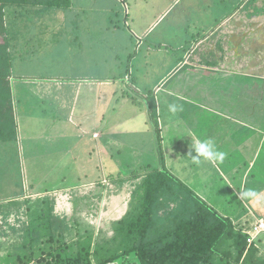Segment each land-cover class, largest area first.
Wrapping results in <instances>:
<instances>
[{
    "label": "rangeland",
    "instance_id": "1",
    "mask_svg": "<svg viewBox=\"0 0 264 264\" xmlns=\"http://www.w3.org/2000/svg\"><path fill=\"white\" fill-rule=\"evenodd\" d=\"M84 1L85 0H81V3ZM250 8H252V12L255 13L256 11L257 15H255L254 19L262 20L261 25H264V0H252ZM10 10L11 8H6L4 10L6 12L5 24L8 30V41L12 38L11 45L9 43L8 49L10 52H14L16 46L15 41L17 43L18 40L12 37V34L17 30L14 28V23L10 22L9 16L11 13L7 15ZM115 11H119L120 14ZM122 12L123 10L120 5H116V7L107 14V17L109 18L107 21L110 27L119 24L121 27V30H116L113 27L107 32V36L106 31H104L103 28V31H101L97 29L92 30L91 27L86 28L74 26V32L79 36L78 40L73 43L75 54L73 51L70 52L68 55V62L61 63L62 66L69 64V70L71 72L74 71V68H82L85 73L92 75L97 69V65L88 62L87 55H92L95 52L100 53L98 48L101 47L103 50V41H107L108 38L110 43H114V41L121 40L123 30L126 29L128 31L130 34V40L133 42L131 52L133 54L128 56L130 53L129 49L120 51L118 54L122 55L123 58L121 60H109L108 64L104 65L106 69L103 70V78L97 76L98 78H96V82H94V79H89L87 82L80 81L76 83L80 86H84L85 91L80 92V94L86 95V99L90 98V94L88 93L90 86H92V84L96 85L100 80L111 79L116 83L117 88L119 86L123 89L108 90L110 93L112 92V94L106 99V101H102L101 106H99L98 99H88L89 103L86 104L88 108L87 114L95 117V119H93L95 121L98 119L100 112L99 108H101L102 115H106V121L104 122L105 127H103L101 123L97 125L98 127H91V121L88 120L87 125H84L81 130L74 128L73 123H71L72 121H67V119H69L68 112L71 109V105L74 104L72 98H64L65 102L63 101L62 106V103L57 100L58 94L52 98L47 95L40 97L33 93L34 90L37 91V88L34 87L35 85L50 88L52 84L56 86L57 82L54 81L52 84L51 82L45 83L39 78L41 75L38 76L40 81H36V83L27 78H24L23 80L18 79V77H21L22 75H20V72L15 69L12 71L10 77L5 76L6 80H12L10 85L12 86L15 110L17 111V117L21 129L19 133L21 141L19 144L12 146L11 149L7 146H0V200L14 197V199H20V202H22L27 199L24 198V196L27 195L26 193H35V196L31 198L29 204L24 203L22 210L21 208L12 205H7V207L1 209L3 212L0 214V263H2L1 260L8 255L15 256L16 248L21 246V241L23 242V228L27 226L30 217L29 215H19L20 212L21 214L24 213V211H27L30 206L32 211H35L37 207L35 205L39 201L38 211L40 212L44 208L41 203V199H44V192L47 189L53 190L55 183H57L56 181L63 180V178L66 179L65 185L67 187L69 183L79 184L72 192L67 189L68 191L66 190V192H63L65 191L63 190L53 193V195L57 197L58 202L56 205V214L61 216L62 219H65L70 227V231L66 235V241L70 242L71 240H78L81 236H84L89 232L92 233V236L95 235L97 238L99 236L101 238L113 236L114 224L121 220L127 213L134 189L136 188V185L142 182L143 178L126 182L123 185V188L120 189L119 186L109 182L107 178H104L101 180V184H98L97 178L96 180L91 179L93 177V172L87 177L86 181H84L85 175L81 174V172L88 171L91 166L102 169L105 174L120 170L128 171L129 169L134 168L139 170L141 167L142 169L139 171L145 172L146 169L144 168L147 164L160 166L161 160H159L156 151V142L153 135L147 133V128L149 129L153 125H150V123L147 122L146 126H144V130H139L146 115L149 112H153V108H151L149 104L150 102L154 103V101L156 102V112L154 113H157L155 120L158 122L157 129L161 132L159 137L162 141L161 145L163 153L167 159V169L174 172L177 176L182 177L187 184L193 185L194 190L203 198L207 199V202H210L219 212L224 214L228 212L227 215L229 214V216L232 217L236 225L235 231H241L248 234L249 239H247V244L250 245L255 242V247L259 248L258 255L255 256L254 260V262H256V260L264 257V231H261L264 230V173L262 170V162L264 163V158L252 159V157H249L250 159L248 160L247 158H244L247 161V164L240 166L241 164H239V162L244 154L241 150H238L241 142L238 141V138H231V140L221 144L220 150L226 154L225 160L219 163L203 161L200 164H195L193 163L192 155L196 154L194 150L190 148L192 142H186V138L192 139L193 133L196 131L201 135L200 141L210 140L212 137L211 130H218L219 133L220 131L224 132L226 130L227 121L234 125L235 120H238V122L247 121V119L263 121L264 109L262 110V104L264 103V100L262 98H264V90H244L242 87L231 85L229 90H233L232 95L222 93L218 97L212 96L211 94L209 96H203L202 102H210L206 107H198V103L185 105L186 102H182L178 104L183 105V111H180L175 115L171 114L169 111L167 112L165 110L166 105L161 101V99L165 100V98H163L165 90H156V88L147 90V88L144 87V89L135 90L130 88L131 86H128L129 82L125 81L127 74L126 71L129 66H131L130 73H133V82L135 84L138 83L140 85L153 87L156 83L155 81H157L153 76L157 75L161 78L163 74H160V71H158L159 68L155 67L156 60H154L150 54V51L154 50V47L149 48L148 44L144 42L143 46L140 45L138 48L137 41L140 37L136 35L133 25L130 27V24L128 23V25L125 26V21L127 20ZM61 17L62 16H60V18ZM176 17L177 13L175 12L170 18L176 20ZM21 20L22 19L19 18V22ZM31 20H33L32 15L29 14L28 20H26V22L23 21L25 22L27 29L30 27L34 28L35 26V21L33 20V22H31ZM167 20L168 18L162 22L161 28L166 26ZM255 25L256 24L252 26L254 47L251 48V51L248 49V52L250 53L247 54V58L249 60L263 61L264 32H262L263 30L256 29ZM243 26H245L244 23ZM160 30L161 29H158L156 31ZM162 30L166 32L165 29ZM183 32L184 30H182L179 35V37L181 36V40L183 36H185ZM226 33L228 35L224 36V38L226 37L228 41L232 40L233 43V39H231L229 35V30ZM31 34H33V32ZM2 37L3 36L0 35V44L3 43ZM18 37L20 36L18 35ZM165 38H167V35ZM126 41L129 42V38H126ZM180 45L181 41H179V39L172 41V45H169L168 50L169 52H173L170 57H173V54L177 52ZM111 49L116 50L117 48L115 45H112ZM164 49L166 50L165 46ZM210 50H212V48H208L206 51L207 58L205 57L203 59L205 63H203L202 75L210 76L205 77L204 81L207 79L213 83L218 77H223L224 75L216 74L215 70L210 72L212 74H209L211 68H221L216 64L212 66L213 62H217L218 59L216 60L214 58L215 55L213 52L209 53ZM217 50L220 51L219 53L220 57L222 56V59H225L228 56V53H226L225 50H219V46H217ZM48 53H50L49 49L45 54L41 53V55H38L39 60L43 57L45 68L47 70H53L54 66L58 65V62H56ZM82 53L86 55V61L81 58L80 55H83ZM214 53L216 54V52ZM20 55H24L23 52L20 53ZM208 55H210V57H208ZM121 62L124 63L123 69L120 68ZM258 67L256 68L255 66L254 68L255 75L264 74V63H261ZM114 69L123 73L122 79L121 75L119 77H114V74L116 76L118 75V73H114L116 72L113 71ZM22 70L23 69H21V72ZM259 70L261 71L259 72ZM226 72L227 71H222V73ZM130 73H128V76L131 75ZM52 74L53 73H50V75ZM26 75L29 76V74ZM72 80L73 78H68L67 80L62 81ZM202 80L203 78L199 81L203 82ZM229 80L239 82V80L236 79ZM223 82L224 80H222L220 86L221 90H228V88L226 89L222 87ZM255 82L257 83L258 80H255L254 83ZM23 90H31L32 92H30V98L32 99L30 105L28 104L27 98L23 95V101L20 99ZM95 91L98 92L99 90ZM102 91L106 92V90ZM198 91L199 90H194L193 93L198 94ZM113 92L116 94L114 95ZM119 92H121L119 96L122 93L124 95L129 94L132 98L135 97L137 101L135 104H132L133 101L128 97L126 103V101L120 97L123 101L117 104L118 108H125V110L131 109L133 106L136 107V111L133 113H131V111L124 112L125 115H123L122 118L123 121L135 120L132 123H129L130 126L128 127L131 129L113 126L115 113L113 107L116 104L115 102H118L117 99L119 98ZM185 92L192 93L190 90H186ZM36 93L42 95L40 91H37ZM193 97L198 100L196 95H193ZM42 98L46 103H50L59 112L55 114L47 112L46 110L49 107L47 108L44 106L45 101ZM254 99L257 102H255ZM108 102L113 104L111 110V105L109 106L110 111H107L106 105H108ZM174 103H176V101ZM250 103H254L257 110L262 111H254V114L251 117L252 112L245 110L247 109L245 104ZM210 105L213 107V110L208 107ZM169 119L172 121V126L168 123ZM202 119H204L202 124L194 126ZM55 120L57 122L62 121V123H70L71 128L68 134L66 132L68 130L62 128V135L57 134L55 138L53 137V133L55 132L53 124L55 123ZM70 120H74L75 124V121H78L79 118H70ZM100 121L101 119L99 122ZM126 125H128V123ZM178 125H184L188 135H185V133L184 135L180 134V137L171 140V133H173L171 127L175 128ZM231 128L232 131L227 132L229 137L233 132L236 131L237 134L244 129L240 126H236L237 130L233 126ZM121 129H126L127 131L120 135H113L110 140H106L109 136L105 135L103 132L108 134L115 132L114 130ZM138 130L139 133L136 134ZM181 130L182 129L179 128V132H181ZM94 132L101 134V138H98L97 140L93 139L92 135ZM255 137H258V134H255ZM149 138L154 143L152 146L147 143L149 142ZM85 141H88V143L85 144ZM34 143L36 146H41V144L44 145L46 150L40 153V151H37L34 148ZM30 144L32 145L31 148ZM180 149H184V154L179 152ZM78 150H81L82 153H79ZM77 154L78 156L80 155V157L74 159ZM172 165L176 167V169L172 168ZM184 167H186V169H184L183 172ZM249 190L254 192V195L251 197H245L241 194ZM8 208L14 212L9 213ZM27 212L29 214L31 213V211ZM11 227H15V229L13 230ZM254 233L258 234L254 235ZM227 244V253H229L236 261L238 258L237 246L233 244V241H228ZM246 254L247 253L244 255L242 254L243 256L241 255L238 264H244L243 261ZM251 257H253V255Z\"/></svg>",
    "mask_w": 264,
    "mask_h": 264
},
{
    "label": "trees",
    "instance_id": "2",
    "mask_svg": "<svg viewBox=\"0 0 264 264\" xmlns=\"http://www.w3.org/2000/svg\"><path fill=\"white\" fill-rule=\"evenodd\" d=\"M77 2L81 3V0H0V35L3 36V43L0 44V146H7L11 149L12 146L19 144L21 141L19 138L21 129L11 91L12 86L10 85L12 80L8 81L5 77H10L14 69L22 75L18 79L27 78L36 83L41 78V81L46 83L57 82L56 86L52 84L47 89L43 86L39 87V85L34 86L40 91L49 90L47 96L52 98L55 96L53 90H57L59 93L66 90V98H72L73 100L77 94L76 90H84V86L76 84L80 81H88L87 78L77 77V74L82 75L84 70L74 68V71L71 72L69 64L61 65L62 62H68L70 52L73 51L75 54L73 50L74 42L71 41L70 36L71 34L77 35V33L71 29L70 24H77L79 27L82 23L92 21L96 24L103 15L100 14L99 17L98 12L96 13L93 10L95 1L85 0L80 7L78 6L79 8L75 7ZM6 8H11L7 15L11 13L9 16L10 22L14 23V28L17 30L12 34V37L18 40L17 43L14 40L16 44L14 52H10L8 49L12 38L10 41L7 39L8 30L5 24L6 12L4 11ZM62 12L64 17L60 18L59 14ZM122 13L125 15V10ZM29 14L32 15L35 26L27 29L25 22L28 20ZM129 16L128 14L127 17ZM19 18L22 19L20 22ZM32 32L34 35L31 34ZM183 34L186 36L188 49L191 50L192 43L199 41L200 33L184 31ZM208 35L209 33L201 37ZM48 49L50 51L48 54L58 62L53 70H47L43 57L39 60L38 56L41 53L45 54ZM22 52L24 55H20ZM194 52L196 53V51ZM21 69H23L22 72ZM50 73L53 74L50 75ZM26 74H29V76ZM39 75L41 77L38 78ZM68 78H73V80L62 81ZM94 82H96V79H94ZM120 93H118V102L114 101L116 104L113 107L115 112L113 126L131 129L128 127L130 126L129 123L135 120L123 121L122 118L126 112L131 111L133 113L136 111V107L133 106V108L125 110V108H118L117 104L123 100L127 103L128 97L133 101L132 104L137 101L135 97L132 98L129 94L124 95L122 93L119 96ZM79 98V100H85L86 95L80 94ZM95 98L90 95L88 99L94 100ZM20 99L23 100L22 94ZM59 99L57 97V100ZM88 99L86 100L88 101ZM63 101L61 98L62 106ZM79 105H75V103L71 105L68 112L69 119H67V121H72L74 128L77 129H80L81 126L78 124L83 123L79 121H86L83 124L87 125V121L93 117L92 115L89 116L88 112L77 109L76 107ZM110 105V110L112 109L113 104L109 103L106 105L107 111ZM149 105L153 108V112L146 115L139 130H144L147 122L153 125L154 128H147V132L153 135L156 142V151L159 160H161L160 166L147 164L144 168L146 169L145 172L139 171L142 169L141 167L139 170L134 168L128 171L109 172L108 174H105L100 168L91 166L88 171L81 172L85 175L84 181L93 172L91 179L96 180L97 178L98 184H101V180L107 178L109 182L119 186L120 189L123 188L126 182L143 178L142 182L136 185L134 189L127 213L114 224L113 236L105 238L99 236L97 238L89 232L78 240L66 241V235L70 231V227L65 219L56 214L58 202L53 193L63 190H65L63 192H66L67 189L72 192L79 184L69 183L70 186L67 187L65 185L66 179L63 178V180L56 181L53 190L47 189L44 192V199H41L44 208L40 212L38 211L40 201L35 205L37 206L35 211H32L31 206L28 207L27 211H31L30 214L27 211L22 214L20 212L19 215H29L30 217L27 226L23 228V242L21 241V246L16 248L15 256L8 255L4 257L0 264H238L241 255L245 253L247 254L243 261L244 264H264V257L254 262L259 248L255 247V242L250 245L247 244L248 234L235 231L236 225L232 217L229 214L227 215L228 212L225 214L219 212L210 202H207V199L194 190L193 185L187 184L182 177L167 169V159L163 153L162 141L159 137L161 132L157 129L158 122L155 120L157 115V113H154L156 112V102H150ZM44 106L49 107L46 110L47 112L53 114L59 112L46 101ZM99 111L100 116L105 117V120L101 119L99 124L101 123L105 127L106 115H102L101 108ZM70 118H79V120L75 121L74 124V120H70ZM203 122L204 119L199 120L197 125ZM127 123L128 125H126ZM93 125V123H90L91 127ZM53 127L55 130L53 133L54 138L57 134L60 135L63 132L62 128L68 130L66 131L67 134L71 128L69 122L62 123V121L57 122L56 120ZM179 128L182 129L181 132H179ZM171 129H173L171 140L180 137V134L184 135L185 133V135H188L184 125L171 127ZM114 131L108 134L103 132L109 136L106 140H110L113 135H120L127 130ZM211 131L212 137L210 136V140L217 150L222 151L220 150L221 144L231 140V138L226 134L227 132ZM194 133L200 141V133L196 131ZM92 138L97 140L101 138V134L94 132ZM256 140L259 142L258 138ZM194 141L191 138H186V142ZM86 143L88 141H85ZM147 143L150 146L154 144L150 138ZM34 145V148L40 153L46 150L42 144L36 146L34 143ZM183 151L184 149H180L179 152L184 154ZM241 151L244 154L240 159V166L247 164L244 159L246 158L245 152L242 149ZM78 152L82 153L81 150H78ZM79 157L80 155L77 154L74 159ZM172 168L176 169L173 165ZM184 169L186 167L183 168V172ZM26 194L24 198L27 199L22 202H20V199H14V197L0 200V214L3 212L1 209L7 207V205L16 206L22 210L24 203L29 204L31 198L35 196V193ZM8 212L12 213L14 211L8 208ZM11 228L15 229V227ZM256 234L254 233V235ZM228 241H233V244L237 246L238 258L236 261L227 253ZM252 255L253 257H251Z\"/></svg>",
    "mask_w": 264,
    "mask_h": 264
},
{
    "label": "crops",
    "instance_id": "3",
    "mask_svg": "<svg viewBox=\"0 0 264 264\" xmlns=\"http://www.w3.org/2000/svg\"><path fill=\"white\" fill-rule=\"evenodd\" d=\"M93 1H95V7L93 10L96 13L98 12L99 17L100 14L103 16L100 21L96 22V24H94L92 21L88 23H82L80 25L81 27H91L92 30L97 29L101 31H103V28L104 31H106V36L107 32L113 27L116 30H121L120 24L110 27L107 21L109 20L107 14L110 13V11H112L116 5H120L121 9L125 10L126 12L125 15L123 14L127 20L125 21V26H127L128 23L130 24V27L133 25L136 35L140 37L137 41L138 48L140 45L143 46L144 42L148 44L149 48L154 47V50L150 51V54L154 60H156L155 67L159 68L158 71H160V74H163V76L161 78H159L157 75L153 76L157 80L155 81L156 83L153 87L140 85L138 83L135 84L133 82V73H130L131 66H129L126 71L127 74L125 81L129 82L128 86H131L130 88L135 90L144 88H147V90H151V88H156V90H165L163 97L165 100L161 99V101L164 105H166L165 110L167 112L168 104L174 103L175 101L177 104L182 102H186L185 105L198 103V107H206V105L210 102H202L203 96H209L211 94L212 96L218 97L222 93L232 95L233 90H229L231 85L235 87H242L244 90H264V74L255 75L254 72L255 66L257 68L261 65V63H264V60L255 61L253 59L249 60L247 58V54L250 53L248 52V49L251 51V48L254 47V34L252 26L256 24V29L263 30L262 32H264V25H261L262 20L254 19L255 15L257 14L256 11L255 13L252 12V8H250L252 0H92V2ZM78 6H81L80 2H77V6L75 7L79 8ZM91 12L93 11L91 10ZM115 12L120 14L119 11ZM175 12L177 13L176 20H174V18H170ZM128 14L130 15L129 17H127ZM60 16L64 17L63 12L59 14V17ZM167 18L168 20L166 26L161 28L162 22ZM243 23L245 24L246 28L243 26ZM74 26L77 27V24H70V27L73 31ZM158 29L161 30L156 31ZM162 29H165L166 32H164ZM182 30L200 33L198 37L199 41H194V43H192L191 50L188 49L189 47L186 44V36H183V41L181 40V36L179 37ZM228 30L231 39H233V43L232 40L228 41L226 37L224 38V36L228 35L226 33ZM204 33L206 35L209 33V35L202 38L201 36L205 35ZM166 35L167 38H165ZM70 37L71 41L73 42L77 41L79 38V36L76 34H71ZM126 38H129V42L126 41ZM176 39L181 41V45L177 49V52L173 54V57H170L173 52L168 51L169 45H172V41H175ZM102 44L103 50L101 47L98 48L100 53L95 52L92 55H87L88 62L93 65H97V69L95 70L94 74L88 75V73L83 72L82 75L77 74L78 78H87L86 80L96 79L98 77L103 78V70L106 69L104 65L108 64L109 60H121L123 58L122 55L118 54L120 51L129 49L130 53L128 56L133 54L131 53L133 42L130 40V34L126 29L123 30L121 40L110 43V40L107 38V41H103ZM112 45H115L117 49L112 50ZM164 46L166 47V50L164 49ZM217 46H219V50L222 49L228 53V56L226 54L227 57L225 59H222V56L220 57V51L217 50ZM208 48H212L209 53L213 52L215 55L214 58L216 60L218 59L217 62H213L212 66L216 64L217 66L221 67L214 69L211 68L209 74H212L210 72L215 70L216 74L224 75L223 77L217 76V80L213 83L207 79L204 81L205 77L210 76L202 75L203 63H205L203 59L206 57V51ZM194 51H196V53ZM214 52H216V54ZM84 53H82L83 55L80 56L86 61V55H84ZM208 57H210V55H208ZM123 67L124 63L121 62L120 68L123 69ZM113 71H116L114 73H118L117 76L114 74V77H119L121 75V79L123 78V73L121 71L115 69ZM222 71L227 72L222 73ZM260 71L261 70H259V72ZM128 73L131 75L128 76ZM201 78H203V82L199 81ZM229 79H236L239 80V82L231 81ZM222 80H224L222 87L226 89L228 88V90H221L220 86ZM255 80H258V82L254 83ZM43 88L47 89L44 86ZM95 90L99 91L96 92ZM102 90H106V92H103ZM108 90L123 89L119 86L117 88L116 83H114L111 79H104L98 81L96 85L92 84L88 90V93L96 97L98 99L99 106H101L102 101H106V99H108V97H110L112 94V92L110 93ZM186 90H190L192 93H186ZM194 90H199L197 92L198 94H194ZM37 91L34 90L33 93L40 97L49 94V90H41L40 92L42 95L40 93H36ZM82 91L85 90L76 91L77 94L74 98V103L75 105L80 104L76 107L77 109L87 112L88 108L85 106V104H87L88 101L86 99L79 100V93ZM30 92L31 90H23L22 92V95L27 98L29 105L32 103ZM53 93L54 95L58 94V97L60 98L58 100L59 102H61V98L64 100V98L67 97L66 90L63 92L60 91V93L57 90H53ZM193 95H196L198 100L195 99ZM262 99L264 100V98ZM245 106L247 107V109H245L246 111L252 112L251 117L254 114V111H262L264 109V103L262 104V110H257L254 103L245 104ZM208 107L213 110L211 105ZM91 118L92 119L90 121L94 124L93 126L99 125L100 119L105 120V117L100 116V113L97 120H93L95 117ZM79 122L84 123L86 121L81 120ZM83 123L78 124L81 125L80 129L83 127ZM168 123L170 126H172V121L170 119L168 120ZM197 124L198 122L194 126ZM232 126L235 127L236 130V126L244 128L237 134L236 131L233 132V134L230 136V138H238V141L241 142L240 148L238 150L242 149L245 152V157L247 159H250L249 157H252V159L261 157L264 158V120L254 121L253 119H247V121L240 122L235 120V125L227 121L226 130L224 132L232 131ZM255 134H258V137H255ZM196 136V133H193V141L198 140V137ZM257 138L259 142H257ZM262 170L264 173L263 162Z\"/></svg>",
    "mask_w": 264,
    "mask_h": 264
},
{
    "label": "clouds",
    "instance_id": "4",
    "mask_svg": "<svg viewBox=\"0 0 264 264\" xmlns=\"http://www.w3.org/2000/svg\"><path fill=\"white\" fill-rule=\"evenodd\" d=\"M168 111L175 115L180 111H183V105L177 103L168 104ZM190 148L194 150L196 155H192L193 163L200 164L203 161L207 162H221L225 158V153L216 149L211 140L194 141L191 143ZM245 197H251L254 195L252 190L241 193Z\"/></svg>",
    "mask_w": 264,
    "mask_h": 264
},
{
    "label": "built area",
    "instance_id": "5",
    "mask_svg": "<svg viewBox=\"0 0 264 264\" xmlns=\"http://www.w3.org/2000/svg\"><path fill=\"white\" fill-rule=\"evenodd\" d=\"M264 226V225H263Z\"/></svg>",
    "mask_w": 264,
    "mask_h": 264
}]
</instances>
